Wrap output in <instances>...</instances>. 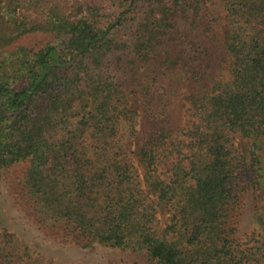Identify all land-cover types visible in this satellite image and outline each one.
Here are the masks:
<instances>
[{
	"label": "trees",
	"instance_id": "obj_1",
	"mask_svg": "<svg viewBox=\"0 0 264 264\" xmlns=\"http://www.w3.org/2000/svg\"><path fill=\"white\" fill-rule=\"evenodd\" d=\"M22 162L23 206L83 248L264 264V209L253 245L232 226L264 178V0H0V172ZM8 236L0 264H39Z\"/></svg>",
	"mask_w": 264,
	"mask_h": 264
},
{
	"label": "rangeland",
	"instance_id": "obj_2",
	"mask_svg": "<svg viewBox=\"0 0 264 264\" xmlns=\"http://www.w3.org/2000/svg\"><path fill=\"white\" fill-rule=\"evenodd\" d=\"M42 36V33H32L21 37L18 43L31 46ZM183 76L181 73L172 75L174 95L177 92L180 94L186 87L187 79ZM138 106L139 112L143 107V100L138 101ZM174 107L170 125L166 129L172 136H178L190 127L193 117L188 105ZM186 151L187 149L183 148V152ZM126 152L129 153L127 150ZM171 160L177 159L173 157ZM25 167L26 163L22 162L12 167L9 172H0V233L9 235V239L17 243L16 247H11L12 251L30 253L32 259H38L39 264H156L142 251L99 244L83 248L70 238L56 235L49 232L45 226H39L21 203L20 190L17 188ZM250 176V173L245 174L240 188L235 193L233 212L234 237L243 246L253 245L260 230L256 213L264 209V178L255 184ZM157 218L159 229L165 227V216L157 214ZM2 246L4 244L0 243V253Z\"/></svg>",
	"mask_w": 264,
	"mask_h": 264
}]
</instances>
